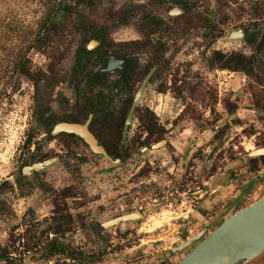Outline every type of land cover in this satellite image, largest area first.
<instances>
[{
	"label": "rangeland",
	"instance_id": "rangeland-1",
	"mask_svg": "<svg viewBox=\"0 0 264 264\" xmlns=\"http://www.w3.org/2000/svg\"><path fill=\"white\" fill-rule=\"evenodd\" d=\"M153 4L155 0H0V247L7 246L13 258L9 263L0 259V264H176L199 240L181 252L160 251L203 228L213 230L264 194V159L249 155L264 147V3L249 11L230 0L221 9H231L237 18L230 15L215 48L226 57L254 55L249 74L220 63L210 68L202 49L175 50L166 59L143 89L128 141L122 136L117 141L116 150L129 155L124 161L93 152L78 135L62 131L50 136L54 126L38 124L41 102L54 112L73 102L71 70L82 42L94 40L98 28L106 42L141 40L145 12L159 11ZM212 7L217 9L218 1L212 0ZM240 10L248 20L260 18L256 46L230 36L249 23H239ZM50 14L58 25L49 20L42 26ZM44 36L50 39L43 45ZM31 42L37 45L28 54L32 72L41 70L51 81L36 85L12 71L13 58ZM165 52L169 55L171 47ZM145 117L163 125L150 132ZM160 140L165 144L150 146ZM55 156L60 159L44 170L27 176L20 172L24 165ZM56 211L71 214L72 220L52 219ZM132 212L143 216L100 226ZM164 217V226L152 230L154 220ZM50 225L72 233L65 237V254L45 259L47 238L54 236ZM75 253L78 257L72 259Z\"/></svg>",
	"mask_w": 264,
	"mask_h": 264
},
{
	"label": "flooded vegetation",
	"instance_id": "flooded-vegetation-1",
	"mask_svg": "<svg viewBox=\"0 0 264 264\" xmlns=\"http://www.w3.org/2000/svg\"><path fill=\"white\" fill-rule=\"evenodd\" d=\"M216 1H218V8L214 10L212 0H155L153 5L159 11L145 12L141 40L110 41L111 45L107 47L105 53L103 52L105 46L103 47L102 40L98 39L99 43L95 45L96 47L94 49L90 48L96 51L95 57L92 58L90 64L83 71L82 82L80 84H77L76 81L73 82V89L76 86L77 91L76 99L70 103L69 108L61 112L48 109L42 117L47 123H43L37 118L38 124L47 126L46 128L49 129L64 121L84 123L92 114L89 126H117V121L121 119L127 106H129L126 112L128 113L144 78L153 70L147 84L153 82L160 73L166 59L170 58L175 50L202 49L201 56L203 59L207 63L211 60L215 64L217 54H224L225 52L219 47L215 48V44L226 33L227 28L225 26L231 21L230 15L233 14L237 18L231 9H228L231 13H227V10L225 13L221 12L223 6L226 8L224 2L230 3V0ZM238 1L241 2L243 8H247L249 11L253 6L264 3V0ZM237 13L241 17L239 23L243 20L249 22L236 27V29L241 28L246 32L241 41L244 44L250 43L256 46V38L260 30V23H257V21L260 18L246 19L243 15L246 13L245 10H240ZM163 34H167V36ZM261 41H264V31L262 32ZM169 47H171L172 52L168 55L165 51ZM142 56L147 58L142 60ZM110 61L113 62L112 71L102 72L101 69L108 66ZM83 87L86 90L85 93L82 91ZM158 88H160L159 85ZM84 99L89 102V109L94 107V110L89 111L86 119L84 118L82 105ZM66 103L69 105L68 102ZM102 105L103 108H100ZM138 111L139 108L137 111L135 108L134 117ZM93 120L100 121L93 125ZM157 125L162 126L163 124L157 123ZM52 130L49 131L50 136ZM71 136L77 138L76 134L71 133ZM125 157H129V155H122L121 158ZM243 207L237 208L234 212ZM241 262L239 261L236 264Z\"/></svg>",
	"mask_w": 264,
	"mask_h": 264
},
{
	"label": "water",
	"instance_id": "water-1",
	"mask_svg": "<svg viewBox=\"0 0 264 264\" xmlns=\"http://www.w3.org/2000/svg\"><path fill=\"white\" fill-rule=\"evenodd\" d=\"M246 32L244 29L231 31V37L244 38ZM97 44L96 40H92ZM90 42V43H91ZM88 45V48H92ZM213 62L209 60V67H213ZM113 62L110 61L108 66L102 68V72L112 71ZM153 71V70H152ZM152 71L142 81L138 91L135 94L131 107L127 113L125 123L122 129V140L127 142L128 130L134 118V110L140 100L143 89L152 74ZM77 97L76 86L74 87V100ZM92 114L84 123L74 122H59L57 123L52 134L58 132L73 133L80 136L90 147V149L98 154L110 158L113 162L124 161L125 158H116L111 156L95 134L90 130L89 123ZM166 140H160L155 144L150 145L153 148H158L164 145ZM146 146L144 149L150 147ZM249 155H264V147H259L250 151ZM59 156L47 158L42 161L33 162L32 164L24 165L20 168V172L24 175H30L34 172L46 169L48 166L58 161ZM264 176V173L261 174ZM258 178V177H257ZM249 187L248 184L245 186ZM143 216L140 212H132L124 214L113 219L102 222V228H109L123 222L133 220L136 217ZM81 229V228H80ZM79 231L75 230V232ZM72 232H66L62 236L65 238ZM199 240V241H198ZM176 264H263L264 263V196L256 200L254 203L238 209L236 212L225 218L213 230L203 228L195 234L188 237L184 242L176 244L160 251V253L169 255L176 252H181L190 244H194Z\"/></svg>",
	"mask_w": 264,
	"mask_h": 264
},
{
	"label": "trees",
	"instance_id": "trees-1",
	"mask_svg": "<svg viewBox=\"0 0 264 264\" xmlns=\"http://www.w3.org/2000/svg\"><path fill=\"white\" fill-rule=\"evenodd\" d=\"M78 1H86L89 3L93 0H78ZM57 10L59 11L61 9H57ZM55 14H56V12H55ZM55 14H52V15L54 16ZM52 15L50 14L44 18L42 26L45 25L46 23H48L49 20H51V23L54 27L58 25L57 22H55V20H52ZM93 35L95 37L94 40H96L97 43H99L98 39L102 40L103 47L105 46V48H103V52L106 53L107 47H109L111 45V42L110 41L106 42L104 30L102 28H98L94 31ZM47 39L49 41L50 38H48V36H44L42 38V44L43 45H44V43L48 42ZM135 42H140V41H135ZM35 47H37L35 42H31V44L25 46L19 52V54H16V56L13 58V61H12V64H13L12 65V69H13L12 71L20 72V73L28 76L37 85V83L42 81V80H48L49 81L50 79H49V76L47 74H45L44 72H42L41 70L34 71V72H32V70H31V66H30L31 59L29 58L28 54H29L30 50L32 48H35ZM38 48H39V46H38ZM95 52H96L95 50H91L90 48L88 50V46L84 42H82V44L78 47V49L76 51L74 63L72 66V70H71L73 82L76 81L77 84H80L82 82L83 71L90 64L92 58L95 57L94 56ZM216 59H217L216 64L220 63V65L224 68L243 69L248 74L250 73V70H252V65L256 61L254 55L245 56V54L239 53V52L231 54L229 57H226L223 54L218 53ZM88 83L91 84L90 81H88ZM38 90L40 91V88ZM66 101H68V100H66ZM42 103L43 102L40 103V106L38 109V118L43 123H47V121L42 117L44 116V114L46 113V111L49 108L47 107L46 104H42ZM82 105H83V109H84V118L86 119L89 111L94 110V107L89 109V102L85 99L82 101ZM128 107L129 106H127L125 108V113H123V115L121 116V119L119 121H117V126H90V130L95 134V136L103 144V146L106 148L107 152L116 158L122 157V155L116 150L118 148L116 144H117L118 139L120 140V136H122L123 124H124V120L126 119V116H127L126 112L128 110ZM100 108H103V105ZM98 121H100V120H98ZM98 121L93 120L92 124L95 125ZM144 126H148L147 127L148 131L151 132V131H153V126H157V123L153 122L152 118L145 117L144 118ZM162 132H165V131L162 130ZM253 159H257V158H253ZM260 159H264V155L260 156ZM56 218H63L65 220H70V221L72 220L71 214H69V213L58 214L57 211L52 216V219H56ZM48 229L54 230V232H53L54 236H52V238H50V239L47 238L45 248L48 250V252H47V255L44 256V258L50 259L51 257H54L56 255L65 254L66 253L65 238L62 235L64 233L68 232L70 229L67 228L65 230L62 225H58V226H54V225L51 226L50 225V226H48ZM44 232H45V230L42 231V233H44ZM80 255L81 256H79V258L81 257L82 259H84L85 256L82 255V253H80ZM77 257L78 256H76V253H75L72 256V259H75ZM0 259L5 260L8 263L11 259H13L10 252L8 251L7 246H3L2 248L0 247Z\"/></svg>",
	"mask_w": 264,
	"mask_h": 264
},
{
	"label": "bare ground",
	"instance_id": "bare-ground-1",
	"mask_svg": "<svg viewBox=\"0 0 264 264\" xmlns=\"http://www.w3.org/2000/svg\"><path fill=\"white\" fill-rule=\"evenodd\" d=\"M164 222H165V217L160 219V218H156L153 222V225H152V230L154 229H157V228H161L164 226Z\"/></svg>",
	"mask_w": 264,
	"mask_h": 264
}]
</instances>
